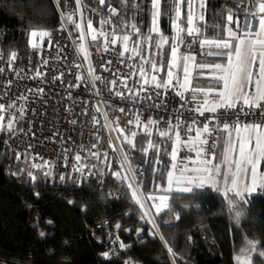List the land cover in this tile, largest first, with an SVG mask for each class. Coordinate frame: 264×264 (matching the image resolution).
I'll list each match as a JSON object with an SVG mask.
<instances>
[{"label":"trees","instance_id":"trees-1","mask_svg":"<svg viewBox=\"0 0 264 264\" xmlns=\"http://www.w3.org/2000/svg\"><path fill=\"white\" fill-rule=\"evenodd\" d=\"M85 1L105 11L109 6L117 9L118 15L113 16L114 23L119 25L117 35L121 38L131 36L128 41L130 49L139 40L144 54L148 55L143 38L149 35L152 27L150 0H128L127 5L121 0H105L104 5H100L99 0ZM141 2L144 4L141 9L132 7L134 3ZM165 2L167 15L164 14ZM244 8L252 11L254 5H250L248 0H243V3L241 0H207L205 21H195L201 28L202 38L226 35L221 31L226 24L225 9L232 10L231 27L240 34L243 21L249 17L242 10ZM181 13L180 23L186 27V5L181 7ZM173 16L170 0H162L159 29L169 37V43L174 35ZM57 24L53 0H0V52L5 63H9L12 51L18 53L17 62H27L31 50L27 43L28 33L31 30H48ZM131 24L139 28V37L133 32ZM157 40L158 37L153 34L151 51L157 54L151 59L156 60L158 66L164 64V71L160 74L166 76L171 49L168 44L157 49ZM117 44L123 51V40H118ZM203 50L214 51L206 46L201 49L198 58ZM205 60L207 64L227 62L225 56L215 55ZM143 66L151 72L150 64ZM200 71L205 75H198ZM208 71L196 69L193 86L221 87L207 76ZM8 121V116H4L3 123L6 125ZM9 133L7 129L0 132V264H125L129 260L132 264H237L236 257L242 256V249L247 247L246 239L259 241V249L264 250V192L253 194L249 204L239 205L243 211L239 225L228 211L224 196L210 187L194 189L192 193L172 192L168 201L171 210L156 217L159 234L164 238L161 240L159 236L148 235L151 225L140 219L141 209L125 184L112 175L113 170L104 176L102 167H99L91 179L81 180L79 185L69 180L68 175L61 181V174L54 168H51L52 176L45 177L43 172L47 170L33 168L28 155L20 154V159H16L17 153L6 145ZM147 139V136L138 134L136 148L145 147ZM152 139L162 148L160 158L163 163L158 166L159 171L155 175L149 164L144 162L143 154L132 150L137 155L135 164L146 168L142 184L145 195L152 193L159 196L163 193L156 191V184L166 185L162 176L166 177L169 166V157L163 149L167 148L170 152L171 142L161 141L155 130ZM147 159L154 160L155 153L149 152ZM21 169L25 170L24 173H20ZM28 171L37 176L35 183L26 175ZM12 173L20 174L14 176ZM36 193H39L38 197ZM113 193L118 195L114 197ZM69 200L73 203L69 204ZM176 213L180 216L178 221L173 219ZM37 220L38 228L33 227ZM49 220L51 225L47 223ZM116 224H120L121 228L116 229ZM137 229H143L139 237ZM40 231L46 233L45 237L39 236ZM114 235L131 247H119L111 259L105 260L99 254L106 251ZM168 247L176 253L175 257L168 253ZM262 259L253 255L252 264H261Z\"/></svg>","mask_w":264,"mask_h":264},{"label":"snow or ice","instance_id":"snow-or-ice-1","mask_svg":"<svg viewBox=\"0 0 264 264\" xmlns=\"http://www.w3.org/2000/svg\"><path fill=\"white\" fill-rule=\"evenodd\" d=\"M125 5L128 4V0H121ZM57 6L60 5V0H56ZM105 0H99L100 5H104ZM172 11L174 16L172 19V27L174 29V35L171 37V43H169V37H166L159 31V19L161 17L162 0H150V15L152 18V27L149 30V35L143 38L144 45L148 50V55L144 54V49L141 47V42L138 40L134 46L130 49L128 47V41L130 35H124L122 38L113 31L111 33V39H109V33L104 30V25H111V16L118 15L117 9L109 6V17L100 20L101 27L99 29L94 28L92 21L88 20L86 27L88 34L91 35L92 41H97L99 37H104L103 51L108 52L110 45L114 46L118 40H123V51L119 53L122 58L119 63H124L123 57L125 53H128V59L135 60L139 58L142 62L140 65H126L133 69L127 74H122L119 70L114 71L113 79L106 80L104 77L97 75L95 68L91 65V54L85 49L83 44L78 46V54L83 55V59L88 62L87 78L91 87L95 90V95H101L100 90L96 87V82L100 81L106 85L107 91L114 97H118L121 100H126L124 91L117 90L122 87L127 89L129 93H133V89L129 87L127 81L133 76H139L140 87L134 92L135 101L137 103L147 102V109H161L168 111V105L172 104V100L168 99L170 93L174 92L175 96L179 98L178 107L173 106L171 112L173 116L165 119L161 115L157 119H153L151 116L144 117L143 113L137 110L133 113L134 119H129L128 124L133 126L132 130H129V134H125V129L121 128L116 121H111L106 127L115 123L113 131L120 133V137L123 138V142L129 145L130 149L140 151L145 157V163H148L152 168V172L155 175L159 168L158 166L163 163L161 160V145L155 143L152 139L153 131L161 138V141L171 142V151L167 148L163 149L164 154L169 157V166L166 173V185L156 184V191L163 193L162 195H154L149 193L146 197L139 192L141 185L136 183V173L131 166L128 152L121 149V171H113L117 179L127 183V187L131 190L133 201L139 205L141 209L140 219L146 221L151 225V229L148 232L150 236H159L163 240V236L159 234V225L156 224V217L166 210L170 211L171 206L168 203L170 194L172 192L192 193L194 189H203L210 187L213 191L220 193L224 196L228 205V211L232 213L234 222L239 225L243 216V211L239 205L249 204L253 194H260L264 192V172L260 171V165L264 162V0H248L250 5H254V10L249 11L247 8L242 9L246 15L251 16L258 20V28L255 32L252 31V24H248V28L238 34L233 31L231 24L233 23V12L231 9H225L226 24L221 31L226 35L209 39L206 36L201 38V28L196 25L194 21H205V12L207 8V0H170ZM243 3V0H241ZM74 5V7H73ZM186 5V27L180 23L182 19L181 7ZM65 6L72 8L71 12H61V21L63 24H74L75 27L80 30V40L85 37L82 24L83 20V0H65ZM132 7L141 9L144 4L134 3ZM239 7V5H238ZM164 14L167 15V2L164 4ZM79 14L81 17V23H76L73 19L75 15ZM129 27V25H125ZM130 27L133 32L139 37L140 30L135 24H131ZM216 27H220L217 25ZM62 30H65L62 27ZM186 32L189 37H193L189 44L196 43L198 41L199 47L204 49L206 46L214 51H208L203 53L204 55H216L225 56L226 64L215 63H199L197 62L196 55L193 53L180 54V46L185 44L184 38L181 33ZM153 34L158 37L155 41V47L162 49L163 45L168 44L171 49V56L167 62L166 76H160L159 73L164 71V64L158 63L156 60L151 59V56L157 53L152 52ZM29 39L27 41L28 46L33 49L42 51L43 40L48 38L49 48L54 47L51 39L52 33L47 30H31L28 33ZM39 38V39H38ZM58 43V42H57ZM18 53L12 51L9 55V66L16 61ZM3 58L2 52H0V59ZM48 60L43 59L42 65H47ZM112 61L109 60L107 65L104 66L105 71H110V65ZM144 64H150L151 72L145 70ZM76 68H81V64H75ZM182 67V75L179 70ZM194 69H210L211 79L215 80L221 87H195L192 84ZM0 72L3 69L0 68ZM44 74L37 71L36 76L40 77ZM64 73L61 72L59 76H54V79L61 80ZM198 75H205L203 71H200ZM84 74L76 76V80L81 82L85 81ZM70 87H80L79 84L69 85ZM152 89V92H149ZM40 93H43L44 89H38ZM144 93V95H141ZM26 99V97H22ZM194 106L187 108L189 103H193ZM101 104L108 105V100H102L98 102L96 111H101ZM14 104L8 105V107H14ZM182 109H187L190 116H184ZM121 113H125V107H119ZM6 111L4 104L0 103V132L7 129L12 132L14 130V119L9 120L5 125L3 123V112ZM19 111L23 112V109ZM206 113L210 115H206ZM248 118L247 122H241V117ZM203 117V121L199 118ZM107 119V113H105ZM117 117V121H118ZM76 123L75 120L72 121ZM93 123L98 124L99 120L93 117ZM161 123L164 127L161 128ZM139 129V133L135 130ZM184 133L182 136L181 133ZM223 132L226 134L224 141L223 152L219 162L216 161V153L213 151L217 147L215 140L209 143V139L214 133ZM138 134L147 136L146 146L140 149L136 148V137ZM235 134V135H233ZM118 137V139L120 138ZM180 146L186 148L189 152H195V156L179 157ZM96 147L95 144L92 146ZM109 147H115L109 143ZM149 152L155 153L154 160H148ZM92 156L100 159L98 152H91ZM107 153H104V159L107 160ZM16 159H20V154L16 155ZM82 157L77 154L75 160L78 167L73 165L71 171L68 173V179L73 183L79 185L82 181L80 178L73 179L72 172L80 174L81 178H86L84 172L85 165H82ZM67 167V165H65ZM33 168H46L47 171L43 172L45 177L52 176L51 165L45 161L44 165H32ZM109 168L111 165L109 164ZM25 170L21 169L20 173H24ZM20 173H12V175H18ZM126 173H132L128 175ZM89 175L91 173H88ZM26 175L30 180L35 183L37 176L28 171ZM143 175V172L140 173ZM59 179L65 180V175L61 174ZM135 184V187L133 186ZM37 197L39 193H36ZM144 197V199H142ZM144 200L152 201L150 208L145 207ZM72 204L73 201H67ZM151 209H155L153 213ZM83 210V209H82ZM174 220H179L178 213L173 214ZM49 225L52 221H47ZM33 227H39V220L33 225ZM116 229H120L121 225L116 224ZM125 231H131L125 229ZM143 229H137L136 235L139 237ZM46 233L39 232L41 238L45 237ZM116 241H119V236H116ZM115 242V241H114ZM167 246V241H165ZM247 247L242 249V256H237V264H252L253 255L264 258V250L259 249V241L247 240ZM121 249H127L131 247L126 245L123 241L119 242ZM168 253L175 257L176 253L173 252L171 247L167 248ZM115 254L114 249L102 252L99 255L105 259H111V256ZM125 264H132V262L125 261ZM261 264H264L262 259Z\"/></svg>","mask_w":264,"mask_h":264},{"label":"built area","instance_id":"built-area-1","mask_svg":"<svg viewBox=\"0 0 264 264\" xmlns=\"http://www.w3.org/2000/svg\"><path fill=\"white\" fill-rule=\"evenodd\" d=\"M53 2L57 12L58 24L47 31L52 33L51 39L55 46L49 48L48 38L45 37L42 51L38 52L31 49L29 59L24 64L15 61L9 66V63H5L4 56L0 59V68L3 69V72H0V103L6 107V111L2 115L8 116L9 120L15 118L14 130L7 136L6 145L17 154L28 155L33 164L43 166L47 161L51 168L64 175H68L73 165L79 166L75 160V156L79 154L82 157L80 163L86 166L84 168L86 178H81L80 174L76 172H72V177L81 180L91 179L97 173L99 167H102L104 176L110 170L121 171V149H123L129 154L131 166L136 173V183L141 185L139 192L143 193L142 184L145 179L146 168L135 164L136 152L123 142L119 132L113 131L116 126L115 123L109 127L105 125L111 121H116L121 128L125 129L127 135L129 130L133 129V126L128 124V120L134 119L133 113L137 110L142 112L144 117L151 116L153 119H157L161 115L165 119L169 116L174 118L171 108L173 106L178 107L179 98L173 99L174 92L169 94L168 99L172 100V104L168 105V111L154 108L147 109V102H134V92L140 87L137 83L140 79L139 76H133L127 81L129 87L133 89V93H129L127 89L122 87L117 89L124 91L127 97L126 100L114 97L107 91L106 85L100 81L96 82V87L100 90L101 95H95V90L91 87L87 78L88 62L83 59L82 54H78L80 44H83L91 54V65L95 68L96 74L106 80L113 79L112 73L116 70H119L122 74L129 73L133 69L126 65H140L141 61L138 58L135 60L128 59V55L125 54L123 57L124 63H119L122 58L119 55L121 51L118 44L110 45V50L104 52V37L101 36L97 41H92L86 27L87 21L91 20L93 27L99 29L101 27L100 20L109 17L108 11L103 10L98 5H89L83 0L84 23L82 27L85 37L80 40V30L71 23L62 25L61 21L60 13H68L73 9L65 6V0H60L59 6H57L56 0H53ZM73 19L76 23H81L79 14L75 15ZM62 27L65 30H62ZM118 27L119 25L114 23L113 16H111V25H104V30L109 33V39H111L113 31L117 34L116 29ZM182 36L185 44L180 46L179 53H193L198 56L201 51L198 41L189 44L193 37H189L186 32L182 33ZM43 59L48 60L47 65H42ZM109 60L112 61L109 66L111 70L105 71L104 66L107 65ZM75 64H81L82 67L76 68ZM37 71L44 75L36 76ZM61 72L64 73L62 79H54V76H59ZM79 74L85 75V81L76 80V76ZM159 75L162 76L160 73ZM75 84H79L80 87L69 86ZM41 88L44 89L43 93L38 91ZM152 91V89H149V92ZM141 95H144V93H141ZM22 97H26V99ZM102 100H108L109 104H101V111L97 112L95 110L96 106ZM11 104L15 106L9 108L8 105ZM193 106L194 102L189 103L187 108ZM119 107H125L126 112L121 113L118 110ZM20 109H23V112L19 111ZM181 111L184 112L186 117L191 115L187 109ZM105 113H107V119ZM206 115L210 114L206 113ZM93 117L99 120L98 124L93 123ZM117 117L119 118L118 121ZM199 119L203 121L204 118L200 117ZM73 120L76 121L75 124L72 123ZM247 121L248 118L241 117V122ZM160 127L163 128L164 124L161 123ZM135 130L138 131L139 129ZM181 135L183 136L184 133L182 132ZM223 135V132H217L209 139V143H212L213 140L217 142V147L213 149L216 154ZM118 137L120 138L118 139ZM109 143L115 147V151L112 147H109ZM93 144L96 145L95 148L92 147ZM91 152H98L100 159L92 156ZM104 153H107V160L104 159ZM185 156H195V152H189L186 148L180 146L179 157ZM109 164L111 168H109ZM141 172H143V175H140ZM126 174L131 175L132 173ZM123 183L127 187V183ZM133 186L135 187V184ZM128 190L131 193L129 188ZM117 195V193H113L114 197ZM116 236L118 235L112 236L106 251L114 249L115 253L117 252L121 239L119 238V241H116Z\"/></svg>","mask_w":264,"mask_h":264},{"label":"crops","instance_id":"crops-1","mask_svg":"<svg viewBox=\"0 0 264 264\" xmlns=\"http://www.w3.org/2000/svg\"><path fill=\"white\" fill-rule=\"evenodd\" d=\"M249 23L252 24V31L253 32H255L257 30L258 24H259L258 20L253 18V17H251V16H249V17L245 18V20L243 21L242 27L240 29V33L248 28V24ZM208 64H212V63H208ZM195 71H196V69H195ZM195 71H194V74H195ZM207 73H208L207 76L211 77V70L210 69H209V71ZM194 74H193V78H194ZM192 84H193V79H192ZM233 135H235V134H233ZM225 139H226V134L224 133V135L222 137V140H221V142L219 144V147H218V152L216 154V161L215 162H218L219 158L222 155V151H223L222 145L224 144ZM260 171L264 172V162H262L261 165H260ZM152 212L154 213L155 209H152Z\"/></svg>","mask_w":264,"mask_h":264},{"label":"rangeland","instance_id":"rangeland-1","mask_svg":"<svg viewBox=\"0 0 264 264\" xmlns=\"http://www.w3.org/2000/svg\"><path fill=\"white\" fill-rule=\"evenodd\" d=\"M159 31H160V29H159ZM175 34V33H174ZM181 35H182V33H181ZM206 52H208V51H206ZM205 52V50H203L202 51V56L200 57V58H198V56H196V58H197V62H199V63H207V61L205 60L207 57H209V56H211V55H204L203 53H206ZM214 56V55H213ZM216 56V55H215ZM200 59V60H199ZM193 71V74H194V71H195V69L194 70H192ZM179 72H180V74L182 75V67H181V69L179 70ZM223 152V151H222ZM222 156V155H221ZM221 158V157H220ZM220 158H219V160H220ZM219 160H218V162H219ZM143 190V189H142ZM143 194H144V196L146 197V195H145V193H144V191H143ZM151 204H152V201H149V200H145V206H146V208H150V206H151ZM151 211H152V209H151ZM160 233V232H159Z\"/></svg>","mask_w":264,"mask_h":264},{"label":"bare ground","instance_id":"bare-ground-1","mask_svg":"<svg viewBox=\"0 0 264 264\" xmlns=\"http://www.w3.org/2000/svg\"><path fill=\"white\" fill-rule=\"evenodd\" d=\"M142 199H144V197H142Z\"/></svg>","mask_w":264,"mask_h":264}]
</instances>
